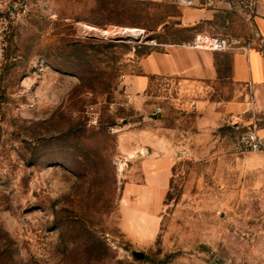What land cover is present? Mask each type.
I'll list each match as a JSON object with an SVG mask.
<instances>
[{"label": "rangeland", "instance_id": "rangeland-1", "mask_svg": "<svg viewBox=\"0 0 264 264\" xmlns=\"http://www.w3.org/2000/svg\"><path fill=\"white\" fill-rule=\"evenodd\" d=\"M255 1L0 0V264H264V154L228 110L239 85L154 99V125L124 84L164 44H254Z\"/></svg>", "mask_w": 264, "mask_h": 264}, {"label": "crops", "instance_id": "crops-1", "mask_svg": "<svg viewBox=\"0 0 264 264\" xmlns=\"http://www.w3.org/2000/svg\"><path fill=\"white\" fill-rule=\"evenodd\" d=\"M254 12L259 39L247 49L243 47L211 50L195 48L188 44H164L162 49H154L143 55L139 59L140 71L127 74L124 78L125 88L134 109L149 117L156 125L161 113L155 114L157 105L152 104L154 99L155 103L165 99L175 103L181 100L185 106L192 103L204 106L206 101L194 99L193 94L210 82L228 78L239 85L237 94L241 96L229 101L228 110L235 114V118H242L251 123L257 119H253L251 114L241 117L239 114L253 107L259 116V133L264 136V0L255 1ZM168 86L172 87L170 94L167 93ZM249 98L253 106L246 101ZM145 132H148L153 146L157 147L160 139L158 130L150 127L147 131L139 130L138 134ZM155 149L149 146L148 154H156ZM171 166L161 171L163 184L156 186L157 189L168 188Z\"/></svg>", "mask_w": 264, "mask_h": 264}, {"label": "built area", "instance_id": "built-area-1", "mask_svg": "<svg viewBox=\"0 0 264 264\" xmlns=\"http://www.w3.org/2000/svg\"><path fill=\"white\" fill-rule=\"evenodd\" d=\"M221 41L223 44L220 45L219 47L207 48L205 47V45H203L204 42L200 39V35H199L193 42L190 43V45L195 48H203V49H211V50H224L228 48L226 41L223 40ZM248 47L249 46H245L244 48L247 49ZM161 112H162V108L160 106L156 107L155 114H159ZM241 144L245 150L252 152H260L264 154V136L260 135L258 131L257 121H255L252 124V126L246 132H244L241 139Z\"/></svg>", "mask_w": 264, "mask_h": 264}, {"label": "bare ground", "instance_id": "bare-ground-1", "mask_svg": "<svg viewBox=\"0 0 264 264\" xmlns=\"http://www.w3.org/2000/svg\"><path fill=\"white\" fill-rule=\"evenodd\" d=\"M106 33H108V31H106ZM124 34H126V37H130L131 39H134L136 41H139L142 35L140 32H138L135 29H129L126 32H124ZM200 39L204 42L203 45H205V47L207 48H216L223 44L219 38H213L210 36L200 35Z\"/></svg>", "mask_w": 264, "mask_h": 264}, {"label": "water", "instance_id": "water-1", "mask_svg": "<svg viewBox=\"0 0 264 264\" xmlns=\"http://www.w3.org/2000/svg\"><path fill=\"white\" fill-rule=\"evenodd\" d=\"M139 258H143L144 257V254L143 253H137L136 254Z\"/></svg>", "mask_w": 264, "mask_h": 264}]
</instances>
